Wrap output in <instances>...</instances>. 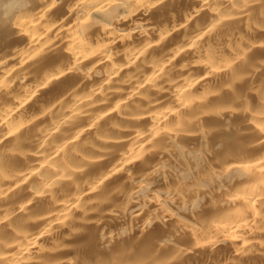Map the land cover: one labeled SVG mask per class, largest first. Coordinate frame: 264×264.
I'll use <instances>...</instances> for the list:
<instances>
[{"label": "bare ground", "instance_id": "bare-ground-1", "mask_svg": "<svg viewBox=\"0 0 264 264\" xmlns=\"http://www.w3.org/2000/svg\"><path fill=\"white\" fill-rule=\"evenodd\" d=\"M0 264H264V0L0 26Z\"/></svg>", "mask_w": 264, "mask_h": 264}, {"label": "clouds", "instance_id": "clouds-1", "mask_svg": "<svg viewBox=\"0 0 264 264\" xmlns=\"http://www.w3.org/2000/svg\"><path fill=\"white\" fill-rule=\"evenodd\" d=\"M31 5L32 0H0V26L11 24L17 15L29 10ZM106 18L110 19L111 16Z\"/></svg>", "mask_w": 264, "mask_h": 264}]
</instances>
